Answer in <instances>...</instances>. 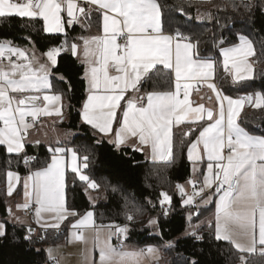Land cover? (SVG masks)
Segmentation results:
<instances>
[{"label": "snow or ice", "instance_id": "obj_1", "mask_svg": "<svg viewBox=\"0 0 264 264\" xmlns=\"http://www.w3.org/2000/svg\"><path fill=\"white\" fill-rule=\"evenodd\" d=\"M94 12L100 13L102 18L103 35L80 37L84 61L88 65L85 79L90 93L82 107V120L101 133L114 131L117 145L135 139L139 145L150 147L161 160L173 156V122L179 125L205 121L206 126L201 125L199 136L189 146L188 159L192 162L203 160L202 151L208 161L207 174L202 182H187L193 188L192 195L187 194L182 185H177L187 197L182 203L191 205L196 196L206 202L209 195L206 190H211L218 197L215 238L228 241L240 253L255 252L259 246L264 254V136L250 135L237 122L245 103L264 108V94L233 99L223 95L216 84L210 82L207 87L216 94L218 110L205 108L203 104L192 107L189 102L191 81H214L215 63L199 57L198 41L194 43L178 31L169 35L163 33L161 5L157 0H0V18L40 19L47 33H62L66 24L83 26L91 21ZM239 39L238 46L223 49L222 53V71L232 76L233 83L248 79L252 70L247 62V58L254 55L252 43L244 36ZM67 47L77 55V43ZM61 50L55 47L47 51L44 55L50 64H45L30 57L24 49L13 46L11 41L0 42V145L6 146L7 153L24 151L28 130L35 126L26 118L36 121L40 115L53 113L62 117L61 95H43L46 102L43 107L37 103L41 100L39 95H24L51 88L49 69L57 64ZM157 65L174 72V91L149 92L146 102L145 97H130L126 107L121 106L125 94L139 91L138 85ZM117 109L122 115H117ZM113 123L118 125L115 130ZM194 131L196 129L192 128L185 135ZM134 150L142 151L143 148L134 147ZM50 151V163L25 178L24 194L34 197L37 222L47 214L50 222L43 227L59 229L70 216L79 215L65 203V154L72 153L71 170L79 175L80 181L87 182L92 189L98 185L80 172L74 150L58 146ZM32 159L34 157L25 154V165ZM87 159L83 158L84 168L88 167ZM6 176L9 181L7 194L11 196L12 180L19 182L20 177L12 171ZM28 181L32 182L31 192ZM197 183H200L198 189ZM161 196L162 205L171 202L167 192H161ZM18 207L26 209L29 204L26 202ZM127 219L131 221L133 216ZM89 225L96 230L91 211L71 225L75 242L86 243L80 230ZM3 228L0 224V236L5 234ZM28 231L25 239L31 238L33 230L29 228ZM126 232V226H115L109 239L111 235ZM238 237L247 243H242ZM94 246L99 248V264H113L114 260L119 264H134L137 256V253L118 251L108 242L100 246L98 234ZM147 251L153 253L155 250L149 248ZM239 259L241 264H246L244 255Z\"/></svg>", "mask_w": 264, "mask_h": 264}, {"label": "trees", "instance_id": "obj_2", "mask_svg": "<svg viewBox=\"0 0 264 264\" xmlns=\"http://www.w3.org/2000/svg\"><path fill=\"white\" fill-rule=\"evenodd\" d=\"M161 5L163 29L179 32L198 41V53L202 59L216 63L218 78L222 75L220 59L222 49L239 41L240 36L251 39L254 48L255 72L251 80L233 83L222 77V90L232 96L260 91L264 94V1L263 0H157ZM100 25V15L94 12L85 25L67 26L62 34L47 33L43 21L28 18H0V41H11L17 46H34L39 52L61 47L57 64L52 69V90L61 93L66 103V115L59 126L73 129L76 133L69 145L78 153L81 162L87 157L88 167L84 173L98 188H88L76 173L66 175V204L78 213L64 221L59 233L50 229L30 239L28 229L13 225L7 220L8 171L26 175L42 169L51 161L49 146L43 142L28 144L20 154H9L6 146L0 145V218L6 222L5 234L0 236V264H51L44 246L61 241L70 225L82 214L92 210L99 225L127 224L125 240L136 247L166 242L172 245L162 249L167 264H264L261 252L240 253L231 243L215 238L214 224L201 225L200 235L185 234L189 226L186 208L182 204L177 185L186 182L192 174L188 159V147L194 132L174 134L173 159L170 162H154L144 153L130 147H117L105 136L82 121L81 110L86 99L84 65L68 50L67 45L81 40ZM67 40V45L65 44ZM62 77V79H61ZM171 81L169 70L152 71L140 84L142 90L168 87ZM241 124L253 135L264 136V108L246 109ZM34 157L28 165L24 156ZM85 163V161H84ZM161 192L171 197L170 211L160 203ZM214 204L204 207L193 216L202 220L213 212ZM188 211V210H187ZM133 216V220L127 217ZM155 217L156 227L149 223ZM158 234H154L155 230ZM185 234V235H184ZM45 235V236H44ZM199 237V239H197Z\"/></svg>", "mask_w": 264, "mask_h": 264}, {"label": "crops", "instance_id": "obj_3", "mask_svg": "<svg viewBox=\"0 0 264 264\" xmlns=\"http://www.w3.org/2000/svg\"><path fill=\"white\" fill-rule=\"evenodd\" d=\"M264 1V0H263ZM158 2V1H157ZM96 13H98V12H96ZM66 15V14H65ZM99 15H100V13H99ZM77 24H79V25H82V24H80V23H77ZM77 24H74V25H77ZM85 24H86V22H85ZM84 24V25H85ZM74 25H72V26H74ZM67 24L65 25V29H64V32H62V33H65L66 32V28H67ZM72 26H69V27H72ZM161 26H162V31H163V33L164 34H166V35H169V34H175L176 32H168V31H166V30H164L163 29V25H162V12H161ZM62 33H54V34H62ZM101 35H103V32H102V18H101V16H100V25H99V28L98 29H96V30H93V29H91L87 34H86V36H85V38H89V37H92V36H101ZM244 37H246V36H244ZM249 41H251V39H249L248 37H246ZM0 42H4V41H0ZM75 43H77L78 45H79V48H78V50H77V55H75L78 59H79V61L84 65V78H85V71H86V69H87V67H88V65L85 63V61H84V56H83V40L81 39V40H78L77 42H75ZM251 43H252V41H251ZM13 44V43H12ZM240 44V39H239V41L237 42V43H235V44H233V45H230V46H227V47H224L223 49H226V48H231V47H236V46H238ZM13 46H15V47H19V48H22V47H26V46H17V45H15V44H13ZM252 46H253V51H254V54H255V48H254V45H253V43H252ZM59 48H61V47H59ZM62 50H63V48H61ZM223 49H222V53H223ZM62 50H61V52H62ZM49 51V50H48ZM60 52V53H61ZM28 53V55L30 56V57H32V56H34L33 55V53H31V52H27ZM46 53V52H45ZM60 53H59V55H60ZM58 55V56H59ZM58 56H57V61H58ZM40 63H45V64H48V63H46L44 60V58H38V57H36V56H34ZM253 57H254V55H250L248 58H247V62L251 65V72L249 73V78L248 79H246V80H251V79H253L254 78V72H255V63H254V59H253ZM210 60H212V59H210ZM212 61H214V60H212ZM222 62H223V54H222V57H221V59H220V65H221V71H222ZM34 63H35V61H34ZM214 63H215V61H214ZM50 64V63H49ZM230 66H231V62H230ZM159 68H163V66L162 65H157L156 66V68H154L152 71H154V70H156V69H159ZM215 68H216V70H215V80L214 81H207V82H205V81H197V80H193V81H191V85H192V87L189 89V102H190V105L192 106V107H196V106H198V105H200V104H203L204 106H205V108H211V109H213V110H218V102H217V99H216V94L211 90V89H209L208 87H207V83H210V82H214L215 84H216V86H217V88L218 89H220L221 90V92H222V94L223 95H227V96H230L231 98H233V99H239V98H241V97H244V96H246V95H249V94H255V93H260V94H262V92H260V91H255V92H248V93H243V94H241V95H239V96H232V95H228V94H226L223 90H222V87L220 86V79L222 78V77H225V78H229L230 79V81L231 82H233V79H232V76H230V75H228L227 73H224L223 71H222V75L220 76V78H218V72H217V67H216V63H215ZM52 69H53V67H50V69H49V71H50V75H49V82H50V84H51V75H52ZM165 69V68H164ZM167 70H169L170 71V73H171V81H170V84H169V86L168 87H165V88H159V89H153V90H142L141 89V87H140V85H138V88H139V91H136V92H133V91H129V92H127L126 94H125V97H124V99L123 100H121L120 101V104H121V106H124V107H126V101L130 98V97H136V96H141V97H145V99H146V94L147 93H149V92H166V91H174V72L172 71V70H170V69H167ZM151 71V72H152ZM150 72V73H151ZM149 73V74H150ZM246 80H243V81H246ZM85 81H86V99H85V101H84V103L86 102V100H87V97H88V95L90 94L89 93V91L87 90L88 89V83H87V80L85 79ZM143 81V80H142ZM141 81V82H142ZM240 82H242V81H240ZM240 82H238V83H240ZM197 87V88H196ZM45 94H47V95H54V94H59V95H61L62 96V101H61V103H62V105H63V107H62V113H63V115H62V117H63V120H64V118H65V115H66V103H65V100H64V96L61 94V93H57V92H55V91H53L52 90V84H51V88L50 89H44V90H42L40 93H26V94H24V95H39L40 97H41V100L40 101H38L37 103H38V105L39 106H41V107H43V105L46 103V102H44L43 101V95H45ZM182 98V97H181ZM83 103V104H84ZM226 103V102H225ZM83 107V106H82ZM249 108H255V107H252L251 105H249V104H247V103H245V105L243 106V108H242V110L240 111V114H239V116L237 117V122L240 124V126L241 127H243L245 130H246V128L241 124V122H240V119H241V115H242V113L246 110V109H249ZM117 115L118 116H120V115H122V113H121V111H120V109H117ZM42 118H48L50 121H56L55 119H58V118H60L59 116H56L54 113L52 114V115H48V116H45V115H40ZM81 118H82V110H81ZM30 119H32L31 117H28V118H26V120H27V122L28 123H30V124H32L31 122H30ZM62 120V121H63ZM61 120H60V122L59 123H61L62 122ZM83 121V120H82ZM84 122V121H83ZM59 123H58V126H59ZM85 123V122H84ZM87 124V123H86ZM39 125V124H38ZM87 125H89V124H87ZM201 125H203V126H206V123H205V121H199V122H197L196 124H192V123H189V122H184V123H181V124H179V125H176L175 124V122H173V126H172V144L174 145V134H175V132L176 131H182V132H184V133H187V132H189V130L190 129H192V128H195L196 129V131H194V138H193V140L191 141V143L193 142V141H195L196 140V138L199 136V131L200 130H202L201 129ZM0 126H2V124H0ZM90 126V125H89ZM113 129L115 130V129H117L118 128V125L116 124V123H113ZM37 128V126L35 125L34 127H32V128H30L29 130H28V134H27V137H26V139H25V147H24V150H25V148H26V146L28 145V144H31V143H37V141L39 142V143H41V142H43L42 140H40V137H39V135L36 133V131H35V129ZM98 133H100V134H102L103 136H105L106 138H107V140L110 142V143H112V144H114L115 146H117V147H130V148H132V149H134V147H136V148H143V150L142 151H140V150H138V151H140V152H142V153H144V155H145V157L147 158V159H149V160H151V161H154V162H170V161H172V159H173V156L171 157V158H169L168 160H161L160 158H159V156L158 155H154L153 154V152H152V150H151V148L150 147H144V146H141V145H139V143H138V141H136L135 139H128V140H126L123 144H119V145H117V143H116V139H115V132L113 131V132H111V133H108V134H104V133H101V132H99L97 129H95ZM247 131V130H246ZM248 132V131H247ZM249 133V132H248ZM250 135H253V134H251V133H249ZM254 136H262V135H254ZM73 138V137H72ZM72 140V139H71ZM71 140H69L68 142H65L64 144H61V143H57V144H47L48 146H49V149H52V148H55V147H64L65 149H71V150H74L75 152H76V150H75V148L72 146V145H69L68 143H70L71 142ZM39 143H37V144H39ZM43 143H45V142H43ZM190 143V144H191ZM46 144V143H45ZM190 144H189V146H190ZM202 147V146H201ZM188 149H189V147H188ZM76 154H77V161H76V165L80 168V172L82 173V174H85L84 173V167H83V163L81 162V160H80V157H79V155H78V153L76 152ZM187 154H188V152H187ZM225 154H227V149H225ZM201 155L202 156H204V158H203V160H201V161H196V162H192V161H190L191 162V164H192V174H191V176H190V178L188 179V180H194V181H198V182H202L203 181V178H204V175H206L207 174V163H208V161H207V159H206V155H204L203 153H202V151H201ZM64 159H65V189H64V194H65V203H66V175H67V172L68 171H72L71 170V168H72V153L71 152H67L66 154H65V156H64ZM81 167H83V169L81 168ZM194 169H195V171H194ZM35 171H37V170H33V171H31V172H35ZM83 171V172H82ZM12 172H14V173H18L17 171H12ZM30 172V173H31ZM30 173H28V174H26V175H22V174H20V173H18L19 174V177H20V180H19V182H17V181H15V179H13L12 180V185H13V192H12V195L11 196H9L8 195V202H7V208L8 209H10L11 210V212H10V214H8V217H7V220H8V222H10L11 224H13V225H20V226H23V227H25V228H27L28 230H29V228H32L33 226H35L36 227V229L35 230H33L32 232H31V235H33V236H40L41 234H44L46 231H48V230H50V229H53V228H50V227H48V228H45V227H43V225L44 224H46V223H48V222H50V221H48V219H47V214H44L41 218H40V220H39V223L37 222V217L35 216V207H34V205H35V203H34V197H32V196H29V197H25V191H24V181H25V178L26 177H28L29 176V174ZM77 174V173H76ZM78 175V174H77ZM78 177H79V175H78ZM187 180V181H188ZM186 181V182H187ZM186 182H184V183H186ZM8 183H9V181H8V178H7V184H6V187H7V190H8ZM28 183H29V192H31V185H32V182L31 181H28ZM184 183H182L181 185H183ZM196 187H197V189L200 187V183H197V185H196ZM191 189H193L192 188V186L190 185V189H189V193H190V190ZM24 191V192H23ZM206 191H208V193H210L211 192V190H206ZM17 194H20L21 195V199H17V200H15V201H13L14 200V198L13 197H15ZM196 198V197H195ZM197 200L195 199V201H194V203L193 204H191V205H196L197 206V208H198V210H197V213H199L200 212V210L202 209V208H204V207H208L209 205H208V203L207 202H205V201H202L201 200V198L199 197V196H197ZM26 202H28V204H29V207L28 208H23V207H18V205H24ZM199 203H203V204H199ZM214 204V203H213ZM164 206L166 205V204H163ZM66 206H67V204H66ZM68 207V206H67ZM92 213H93V219H94V221H95V229L96 230H94L93 229V227L91 226V225H89L87 228H85V229H82V230H80V231H82L83 232V235H84V237H85V239H86V243H83V242H75L74 240H73V237H72V232L74 231L72 228H71V225L72 224H74V223H76L77 222V220H79L80 218H82L87 212H89V211H87L86 213H84V214H82L80 217H78L71 225H70V227L68 228V230H67V232H66V234H65V237L61 240V241H59V242H57V243H52V244H47V245H45L44 246V249H45V251H46V255H47V258H48V260L51 262V264H56V262H54L52 259H51V255L50 254H48V252L49 251H51V249H53L54 247H55V245H57V244H59V243H64V251L61 253V254H58V260L59 259H61V261H62V258L65 256V255H69L70 256V254H72V257L74 256V254H76V255H79L80 256V258H83L84 256H87V255H89V251H90V249H91V246L93 245L94 246V242H95V240H96V237H97V234L99 235V242H100V245H101V235L99 234V230H101L100 229V226H102V225H100L99 226V224H97L96 223V220H95V214H94V212L92 211V210H90ZM194 213H196V212H194ZM196 213V214H197ZM213 213H215L214 214V220H215V217H216V206L214 205V209H213V212L210 214V215H208L207 217H205V218H208V220L210 221V222H212L213 224H214V221H212V214ZM204 219V218H203ZM195 222V221H194ZM64 223V222H63ZM63 223H61V226L60 227H62V224ZM0 224H3L4 225V228H3V231H4V233H5V231H6V222L4 221V220H2L1 218H0ZM104 226H113V227H115V226H118V225H115V224H109V225H104ZM119 226H121V225H119ZM128 228V227H127ZM60 229V228H59ZM59 229H54V230H59ZM70 229H72V230H70ZM70 230V231H69ZM98 230V231H97ZM28 233H29V231H28ZM124 235V234H123ZM124 237H125V235H124ZM102 241H103V239H102ZM112 241L114 242V244H116L117 246H116V248L119 246V248H121L120 246L121 245H124V244H128L127 246H129V248H136V249H138V248H140V247H136V246H133V245H131V244H129V243H127L126 242V240H125V242L123 243V244H121V245H118L117 243H116V239H115V237L114 238H112ZM105 244V243H104ZM113 247H114V245H112ZM63 248V247H62ZM96 248H98V247H96ZM118 249V248H117ZM92 250H93V248H92ZM68 251V252H67ZM144 251H147V248H144ZM98 254V253H97ZM50 255V256H49ZM57 260V259H56ZM58 262H60V261H58ZM96 262L99 264V256H98V258H97V260H96Z\"/></svg>", "mask_w": 264, "mask_h": 264}, {"label": "rangeland", "instance_id": "obj_4", "mask_svg": "<svg viewBox=\"0 0 264 264\" xmlns=\"http://www.w3.org/2000/svg\"><path fill=\"white\" fill-rule=\"evenodd\" d=\"M21 49H24L26 52L33 53L34 56H36V57H38L40 59L44 58L45 59L44 61L46 63H48V64L50 63L47 60L46 55H44L45 52L44 53L39 52L34 46H26V47H22ZM62 118L63 117L55 119L56 121H53V122L50 121L48 118H45V119L42 118L40 124L36 125L37 128L35 129L36 133L40 137V140H42L46 144H50V145L51 144H57V143L64 144L65 142H68L69 140H71L76 132L73 129H71V128L58 126V123L60 122V120ZM82 163L84 164V160L82 161ZM81 168L83 169V167H81ZM77 177H78V175H77ZM187 182L184 183L182 186L184 187V190H185V192L187 194L192 195L191 193H189L190 185ZM24 191H25V189H24ZM13 198H14L13 201L17 200L18 198L21 199V195L17 194ZM186 198H187L186 196H183L182 201L184 199H186ZM194 201H195V198H194ZM206 202L208 203V205H211L212 203H214V205L217 207L218 197L216 195H214L212 192H210L209 195L206 197ZM165 204H166L165 206L163 205L164 208H165L164 212L168 213L170 211V203H165ZM199 204L201 205L203 203H199ZM188 206H190V205H183V207L186 208V209H187ZM187 210H186V212H187V217H188V221H189V226H188V229L186 230L185 234H188V233L193 234V233H195V235L198 236V235H200V233L198 232L199 227L201 225L206 224V223L210 224L211 222L208 220V218H204L202 220L194 222L193 216L197 212L195 211L196 213H194L192 211H189V210L187 211ZM7 211H8V214H10L8 208H7ZM214 214L215 213L212 214V221H214V229H215L216 219L214 220ZM150 221H154V223H150V225L155 228L156 227V222H157L156 218L153 217V218L150 219ZM125 226L127 227V224L121 225L120 227H125ZM60 229H61V227H60ZM100 229H101V230H99V234L101 235V245L100 246H103L105 242H108L111 245H114V247L116 248L117 245L114 244V242L112 241V238L116 237V234L115 235H111V237L109 239L110 233H112L114 231L115 227L102 225V226H100ZM70 230H72V229H70ZM154 234H158V231L155 230ZM124 235L126 237V233ZM102 239H103V241H102ZM238 239H241L242 243H247V241L242 239V238L238 237ZM173 242L174 241L166 242L165 245H163L162 247H158L156 245H150V246H146V247H140L138 249L129 248V246H127L128 244H124V245L120 246L121 248H119V246H118L117 250L118 251H123V252L137 253V256L135 258L134 264H167L166 258H165V256L162 253V249L167 247V246L172 245ZM63 245H64V243H59V244L55 245V247L53 249H51V251L48 252V254L51 255V256L50 255L49 256L51 257V259L54 262H56V264H98L96 262V260H97V258L99 256V248H96L93 245L91 246V249L89 251V255L84 256L83 258H80V256L76 255V254H74V256L72 257V254H70V256L69 255H65L62 258V261H61V259L58 260V254H61L64 251V246ZM92 248H93V250H92ZM144 248H147V249L152 248L155 251L153 253H149L148 251H144ZM255 252H260L259 246H257V250ZM250 253H252V252H250ZM58 261H60V262H58ZM113 264H119L118 260H114Z\"/></svg>", "mask_w": 264, "mask_h": 264}, {"label": "built area", "instance_id": "obj_5", "mask_svg": "<svg viewBox=\"0 0 264 264\" xmlns=\"http://www.w3.org/2000/svg\"><path fill=\"white\" fill-rule=\"evenodd\" d=\"M13 59H16V57H13ZM196 88H197V87H196ZM145 102H146V99H145ZM41 120H42V117L39 116V118H38L36 121H33L32 119H30V122H31V123H34L35 125H38V124H40ZM190 193L193 194V189L190 190ZM195 199H196V200L198 199L197 196H196ZM35 206H36V205H34V207H35ZM187 209H188L189 211H192V212H195V211L197 212V210H198V208H197V206H196L195 204H194V205H190V206H188ZM31 229H32V230H35L36 227L33 226ZM58 232L61 233L62 230L59 229ZM44 234H45V233H44ZM31 236H32V237H35V236H33V235H31ZM115 239H116V243H117L118 245H121V244H123V243L125 242V237H124L123 234H116Z\"/></svg>", "mask_w": 264, "mask_h": 264}, {"label": "water", "instance_id": "obj_6", "mask_svg": "<svg viewBox=\"0 0 264 264\" xmlns=\"http://www.w3.org/2000/svg\"><path fill=\"white\" fill-rule=\"evenodd\" d=\"M63 120V118L61 119V121ZM179 193H180V196H182V193H181V191L179 190Z\"/></svg>", "mask_w": 264, "mask_h": 264}]
</instances>
